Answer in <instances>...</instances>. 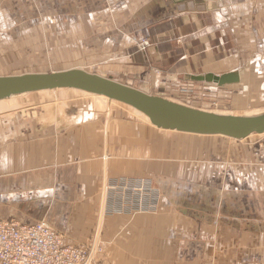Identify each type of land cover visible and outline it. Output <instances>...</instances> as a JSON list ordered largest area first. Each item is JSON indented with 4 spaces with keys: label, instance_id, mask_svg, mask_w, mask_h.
Returning <instances> with one entry per match:
<instances>
[{
    "label": "crops",
    "instance_id": "obj_1",
    "mask_svg": "<svg viewBox=\"0 0 264 264\" xmlns=\"http://www.w3.org/2000/svg\"><path fill=\"white\" fill-rule=\"evenodd\" d=\"M9 43L54 45V60L174 93L192 84L187 74L264 67V0H0L6 71L11 60L25 65ZM60 116L0 117L1 219L46 221L70 244L97 235L123 264H240L264 242V136L163 130L156 140L146 126L150 137L137 140L128 128ZM141 166L159 192L139 201L124 190L121 200L123 174Z\"/></svg>",
    "mask_w": 264,
    "mask_h": 264
},
{
    "label": "rangeland",
    "instance_id": "obj_2",
    "mask_svg": "<svg viewBox=\"0 0 264 264\" xmlns=\"http://www.w3.org/2000/svg\"><path fill=\"white\" fill-rule=\"evenodd\" d=\"M142 40H146V38L139 40L136 43L137 46ZM55 47L56 46L54 45H51V47L50 45H46L43 47V49H41V52H38L36 50L34 51L33 48H29L28 45L25 47V50L21 52L20 50L17 51V46L9 43V52L13 50V52L11 53L13 56H16V54H18L20 56V60H25V65L16 66V62L11 60L10 63H15L14 65H12L15 67L10 66L6 71L4 67L8 65L9 59L6 60L2 57L0 61V76L22 74L28 72H51L74 67L81 68L73 60H66L67 62L58 59L54 60L53 56L51 57L50 49L53 48L54 50ZM138 48L144 50L146 47L142 49L140 46H138ZM82 69L98 73L92 68ZM243 72L244 75L240 83L226 85L223 87H216L214 85L206 83L192 82V84L190 85L191 90L188 93L182 90L183 85H179L178 87H176L175 91H173L174 93L166 90H160L158 92H151L147 89L145 90L151 94L160 95L170 100L201 109H208L232 114H246L256 111H263L264 67L246 68L243 69ZM110 76H113L115 79L122 82L124 81L121 80L119 76ZM131 85L142 88L141 86H136V84L131 83ZM57 109L61 113L60 120H62V124L64 123V120L68 117V115L76 116L77 119H80L82 115L86 116L88 114L85 117V120L89 124H114V126H117L121 129L122 133L124 128H128V130L136 135L137 140H144L145 138L150 137V132L145 130L146 126L151 128L152 137L156 140H158V136H160V133L163 134L164 132H170L155 128L142 114L122 103L108 102V100H104L99 96L96 97V95H92L79 90L58 89L52 91L30 93L26 95L24 94L17 97H12L10 99L0 100L1 118L11 117L17 114L22 115L23 112L25 114L26 112L29 113V111L34 112V110H39L41 113L45 114L51 112L52 114ZM82 122H84V120ZM173 133L180 134V132ZM263 136L264 134H253L247 137V140H253ZM210 137L221 138L222 136ZM137 157V163L140 165L139 162H141L140 157H142V153L139 154L138 152ZM143 170L144 169L141 166L140 168H137V172L135 174H123V180L128 179L130 181V185H124V187L120 188V192H124L123 189L127 191L124 194L125 198H129V195L132 196L133 194L135 200L140 201L143 192H159L158 184L155 182V180H153L152 177H150V175L145 174ZM140 178L147 179V188H144V179ZM134 180H138L137 185L133 182ZM102 198L103 196H98L96 207L97 210L99 208V203L100 205H102ZM120 198L121 200H123L122 195ZM141 203L142 201L140 202V204ZM143 206L144 204L141 205L142 208ZM151 207H157L155 201L151 202ZM103 209L105 210V207ZM99 211H101V206ZM94 238L96 239L97 235L96 237L91 238L89 242ZM103 244L100 243V245L103 247L102 261L105 264H123L122 262L117 261L116 256L114 258L113 253L110 251L111 245L108 247L106 243L103 242ZM249 251L247 255L244 256L242 261H240V264H264V242L262 244L249 246Z\"/></svg>",
    "mask_w": 264,
    "mask_h": 264
},
{
    "label": "water",
    "instance_id": "obj_3",
    "mask_svg": "<svg viewBox=\"0 0 264 264\" xmlns=\"http://www.w3.org/2000/svg\"><path fill=\"white\" fill-rule=\"evenodd\" d=\"M240 70L220 75L204 73L184 76L193 83H206L223 87L240 83ZM58 89H76L89 94L102 95L145 115L157 129L180 133L223 136L243 140L252 134L264 133V110L246 114H232L201 109L154 95L145 89L132 86L106 76L74 67L52 72H28L0 76V100L23 94Z\"/></svg>",
    "mask_w": 264,
    "mask_h": 264
},
{
    "label": "built area",
    "instance_id": "obj_4",
    "mask_svg": "<svg viewBox=\"0 0 264 264\" xmlns=\"http://www.w3.org/2000/svg\"><path fill=\"white\" fill-rule=\"evenodd\" d=\"M148 45L147 39L138 44L142 49ZM190 85L183 84L182 90L188 93ZM94 241L68 244L45 221L19 224L0 218V264H105L103 247Z\"/></svg>",
    "mask_w": 264,
    "mask_h": 264
},
{
    "label": "bare ground",
    "instance_id": "obj_5",
    "mask_svg": "<svg viewBox=\"0 0 264 264\" xmlns=\"http://www.w3.org/2000/svg\"><path fill=\"white\" fill-rule=\"evenodd\" d=\"M52 72V71H51ZM189 82V81H188ZM73 90H76V89H73ZM44 91H48V90H44ZM39 92H43V91H39ZM24 95V94H23ZM92 95H96V96H99V97H101V98H103V99H106V100H108V98L107 97H105V96H102V95H97V94H92ZM108 102H117V101H114V100H111V101H109L108 100ZM127 106V105H126ZM128 107H130V106H128ZM131 108V107H130ZM131 109H133V108H131ZM133 110H135V109H133ZM135 111H137V110H135ZM137 112H139V111H137ZM140 113V112H139ZM140 114H142V113H140ZM143 115V114H142ZM148 121H149V119L145 116V115H143ZM150 122V121H149ZM172 131H175V130H172ZM262 134H264V133H262ZM46 222V221H45ZM47 223V222H46ZM48 224V223H47ZM49 225V224H48ZM95 239V238H94ZM64 241H65V238H64ZM94 243L95 244H99V243H101V244H103V242L98 238V236H97V238L95 239V241H94ZM68 244H70V243H68ZM84 244H86V243H84ZM84 244H78V245H84ZM103 245H105V244H103Z\"/></svg>",
    "mask_w": 264,
    "mask_h": 264
}]
</instances>
